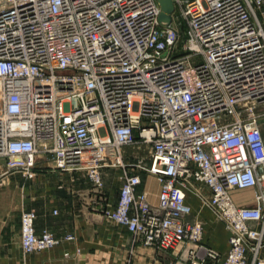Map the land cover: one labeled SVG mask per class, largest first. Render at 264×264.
<instances>
[{
	"label": "built area",
	"instance_id": "built-area-1",
	"mask_svg": "<svg viewBox=\"0 0 264 264\" xmlns=\"http://www.w3.org/2000/svg\"><path fill=\"white\" fill-rule=\"evenodd\" d=\"M174 3L185 50L182 20L164 25L158 0H0V160L30 179L84 171L101 197L103 169L118 168L119 194L97 210L137 240L185 245L181 264H264V0ZM247 189L252 206L233 194ZM191 194L231 231L226 253L203 242ZM36 218L22 213L26 253L74 239Z\"/></svg>",
	"mask_w": 264,
	"mask_h": 264
},
{
	"label": "crops",
	"instance_id": "crops-1",
	"mask_svg": "<svg viewBox=\"0 0 264 264\" xmlns=\"http://www.w3.org/2000/svg\"><path fill=\"white\" fill-rule=\"evenodd\" d=\"M257 12L263 21L261 11ZM5 169L0 160V264H181L185 245L176 248L146 245L125 226L99 212V203H107L117 195L107 188L106 196L101 197L84 179V171L45 167L39 169L36 178L30 179L21 172ZM197 186L210 195L207 186L201 183ZM141 189L148 191L151 201H157L160 184L155 176L144 174ZM254 195L255 189H247L235 193L234 197L239 204L252 206ZM195 197L199 196L191 194L189 197L192 205ZM197 203L199 211L196 213L194 208L193 211L204 222L203 242L226 253L231 231L220 217L200 215L202 210L212 207L204 206L201 200ZM25 209L36 211L38 232L47 229L58 237L70 234L74 239H64L55 247L26 253L21 234ZM248 256L247 264H253V254ZM259 257H264V246Z\"/></svg>",
	"mask_w": 264,
	"mask_h": 264
},
{
	"label": "rangeland",
	"instance_id": "rangeland-1",
	"mask_svg": "<svg viewBox=\"0 0 264 264\" xmlns=\"http://www.w3.org/2000/svg\"><path fill=\"white\" fill-rule=\"evenodd\" d=\"M175 17H176L177 21H179L180 19L182 20V23L179 25V28L181 31L180 48H181V50H185L186 45H187V28H188V26H187L186 20L180 16V13L178 11H176ZM87 151H88L87 153H89V154H95L96 153V151L94 149H89ZM137 151H139V150H137ZM139 152H141L142 154L145 153V151H139ZM89 158L90 157H87V159H89ZM97 162L98 163H106V162L111 163V160H110L109 156H104V157L97 156ZM103 171L105 172V179H104L105 180V189H106L105 191L107 192L108 191L107 188H109L110 190H114L116 195L118 196L120 188H121V184H122V179H121L122 171L118 168H113V167H106L103 169ZM84 179L86 180L87 178L84 177ZM87 181L90 183L89 184L90 187L94 188L93 183L88 179H87ZM237 192H239V190L234 191L233 194H235ZM198 200H201V199H199V197H195L193 199V205H192L194 210L196 211V213L199 211L197 208ZM202 204L205 206L203 201H202ZM205 209L206 210H202L200 212V215H202L203 217H220V215L217 213V211L214 210L213 208L208 207ZM196 216L199 217L198 215H196ZM202 216H200V217H202Z\"/></svg>",
	"mask_w": 264,
	"mask_h": 264
},
{
	"label": "water",
	"instance_id": "water-1",
	"mask_svg": "<svg viewBox=\"0 0 264 264\" xmlns=\"http://www.w3.org/2000/svg\"><path fill=\"white\" fill-rule=\"evenodd\" d=\"M161 6L160 21L164 24H171L174 19L175 3L174 0H158Z\"/></svg>",
	"mask_w": 264,
	"mask_h": 264
},
{
	"label": "bare ground",
	"instance_id": "bare-ground-1",
	"mask_svg": "<svg viewBox=\"0 0 264 264\" xmlns=\"http://www.w3.org/2000/svg\"><path fill=\"white\" fill-rule=\"evenodd\" d=\"M87 152H88V151L85 152V156H86V157H92V156L94 155V154H89V153H87ZM4 171H6V169H5Z\"/></svg>",
	"mask_w": 264,
	"mask_h": 264
}]
</instances>
